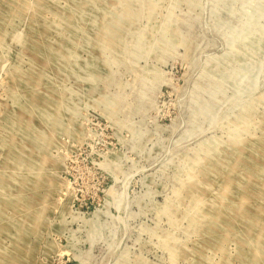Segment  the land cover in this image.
Masks as SVG:
<instances>
[{
	"label": "rangeland",
	"instance_id": "374dc122",
	"mask_svg": "<svg viewBox=\"0 0 264 264\" xmlns=\"http://www.w3.org/2000/svg\"><path fill=\"white\" fill-rule=\"evenodd\" d=\"M0 264H264V0H0Z\"/></svg>",
	"mask_w": 264,
	"mask_h": 264
}]
</instances>
